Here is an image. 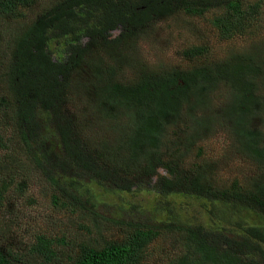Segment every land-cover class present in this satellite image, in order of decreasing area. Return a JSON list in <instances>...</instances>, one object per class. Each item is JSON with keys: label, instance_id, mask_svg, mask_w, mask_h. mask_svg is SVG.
Instances as JSON below:
<instances>
[{"label": "trees", "instance_id": "16d2710c", "mask_svg": "<svg viewBox=\"0 0 264 264\" xmlns=\"http://www.w3.org/2000/svg\"><path fill=\"white\" fill-rule=\"evenodd\" d=\"M213 4L228 10L211 20L221 36L251 26L241 0H0V264H139L162 232L186 241L176 264L264 262V49L213 60L195 45L182 52L190 68L154 69L136 47L159 22ZM221 86L228 97L215 114L228 122L231 151L256 170L242 180H221L217 162L181 168L211 127L205 118ZM86 113L115 136L93 135ZM14 178L19 194L32 179L55 207L83 214L85 238L15 232L2 203ZM93 184L153 193L142 206L154 222H136L138 204L105 216ZM101 221L124 226L125 236L102 238Z\"/></svg>", "mask_w": 264, "mask_h": 264}, {"label": "rangeland", "instance_id": "374dc122", "mask_svg": "<svg viewBox=\"0 0 264 264\" xmlns=\"http://www.w3.org/2000/svg\"><path fill=\"white\" fill-rule=\"evenodd\" d=\"M215 4V3H214ZM208 5V10L203 15L188 16L180 14L175 18H169L167 20L159 22L152 32L140 38L136 44L139 49L140 57L143 62L146 63L148 68L158 69L160 66L166 68H180L188 69L192 66L190 61L184 59L182 52L187 47L198 45L203 48V56H210L213 60H220L228 55L229 50L242 51L251 45H261L264 49V0H241V9L250 18L251 26L240 34L239 31H234L231 35L220 34V29L216 28L212 24V19L216 17L228 16V10L225 5L214 7ZM252 8V12L250 10ZM222 91L216 94L212 93V100L210 104V115L205 118L208 123H211L209 131L202 139L197 141L190 152L184 157L181 168L185 169L190 164L200 161L217 162V173L221 180L229 181L233 178L239 180L245 177L253 176L255 166L243 156H239L231 151L234 143L231 132L228 130L225 124L227 121L219 118L215 111L224 103L228 97V91L224 86H221ZM225 91H224V90ZM203 111V110H202ZM199 111V114H202ZM207 112V111H205ZM88 125L90 124L91 133L104 137H114V127L103 124L98 120H95L94 116L86 113ZM215 121L221 123L215 124ZM126 118H122V122L126 123ZM100 127V128H99ZM103 128V130H101ZM171 128V127H169ZM96 131V132H95ZM102 137V138H104ZM172 135L170 131L163 137L164 144L170 143ZM200 154L197 155L196 153ZM39 178V177H38ZM218 181V180H217ZM28 190L22 194H19V178H14L7 190V195L3 198L2 203H6V209H8V215L14 219V226L12 228L15 232H25L27 230L28 235L32 238L35 234H48L51 236H66L72 240H79L85 238V234L79 228L82 226L81 216L72 212L70 207H55L50 200V193L46 192L44 196L40 194L38 184L32 179H29ZM220 182V181H218ZM95 195L99 202L103 205L99 208L102 213L111 217V215L118 212L121 208L128 210L131 204H138L133 210L135 213L133 217L139 225L149 226L152 217L145 212V208L149 203L148 198L153 197V193L139 192L134 194L129 191H120L118 193H109L101 188H98L96 184H93ZM151 200V199H150ZM177 201H179L177 199ZM190 203L194 207L198 208V202L195 199H190ZM148 208V207H147ZM118 209V210H117ZM3 214L0 211V220L3 219ZM202 216V214H201ZM165 215L159 212L156 220L164 218ZM86 224L91 223L90 217L86 218ZM102 231V238L109 240L114 238H122L125 236V227H116L112 223H105L103 221L98 222ZM6 230L9 226H5ZM12 240L18 238L17 235L12 234L9 236ZM87 238H92L88 237ZM172 236L162 232V234L154 239L143 251L142 258L139 264H176V260L181 256L184 251L185 240L178 237L179 240H172ZM98 242H101L97 238ZM36 264H52V262L42 263L41 260H37ZM256 264H264L260 260Z\"/></svg>", "mask_w": 264, "mask_h": 264}]
</instances>
